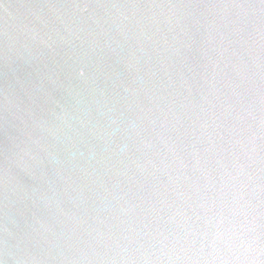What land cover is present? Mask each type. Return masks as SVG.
<instances>
[{"label":"water","instance_id":"obj_1","mask_svg":"<svg viewBox=\"0 0 264 264\" xmlns=\"http://www.w3.org/2000/svg\"><path fill=\"white\" fill-rule=\"evenodd\" d=\"M0 264H264V0H0Z\"/></svg>","mask_w":264,"mask_h":264}]
</instances>
